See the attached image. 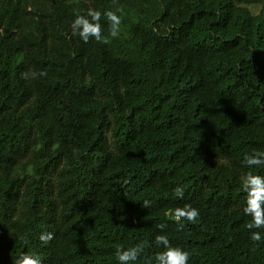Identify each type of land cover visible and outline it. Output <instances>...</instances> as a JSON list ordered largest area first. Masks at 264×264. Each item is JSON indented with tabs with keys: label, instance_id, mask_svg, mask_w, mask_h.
I'll use <instances>...</instances> for the list:
<instances>
[{
	"label": "trees",
	"instance_id": "16d2710c",
	"mask_svg": "<svg viewBox=\"0 0 264 264\" xmlns=\"http://www.w3.org/2000/svg\"><path fill=\"white\" fill-rule=\"evenodd\" d=\"M88 8L122 9L119 37L103 16L110 43L72 35L75 11ZM54 10L66 13L47 45L45 27L25 30L16 0H0V264L22 252L42 264H119L116 248L140 242L135 264H154L157 234L188 264H264L241 187L248 171L264 176L243 161L264 150V0L35 9ZM185 203L200 216L180 231L166 213Z\"/></svg>",
	"mask_w": 264,
	"mask_h": 264
},
{
	"label": "clouds",
	"instance_id": "9594fccd",
	"mask_svg": "<svg viewBox=\"0 0 264 264\" xmlns=\"http://www.w3.org/2000/svg\"><path fill=\"white\" fill-rule=\"evenodd\" d=\"M60 2L66 7V11L76 3V0H16V7L18 9L20 20L23 28L28 31L39 33L40 28L46 29L45 41L47 45L52 44L59 38L58 34V17L61 13H66L65 10H54L42 14L36 13L35 9L42 4H52ZM122 9L103 11L88 8L85 14H81L79 10L75 11V18L71 23L72 35H78L84 43L89 42L90 38H94L97 42L108 44L110 39L103 35V26L101 18L106 17L109 28V36L118 38L121 33L122 23ZM120 13V14H118ZM56 27V31L54 28ZM48 32V33H47ZM39 76H46L47 71L41 70ZM37 73L32 71L22 72L21 78L34 79ZM243 161L249 169L256 166L264 165V150L254 149L251 153H245ZM241 187L247 194L246 206L243 211L244 214L251 217V221L246 224V227L251 232L250 239L254 242H260L262 237L260 231L254 229L264 228V176L248 171L241 177ZM175 196L179 199L184 198V187L178 185L173 189ZM151 206V201L144 200L142 207L148 208ZM166 216L173 220L177 225V230L182 231L185 224L182 221H188L192 224L197 223L200 216L198 208L191 203H185L183 206H176L169 210ZM157 228L163 233L167 228V224L160 223ZM39 239L42 243L47 244L54 239L52 232L41 233ZM157 246H163V250L159 251L154 256V264H188L190 253L178 245H173L167 234H157L155 237ZM144 242H140L131 247H117L115 255L119 264H135L144 251ZM12 264H42L38 255L30 252H22ZM148 264H152L150 260Z\"/></svg>",
	"mask_w": 264,
	"mask_h": 264
}]
</instances>
